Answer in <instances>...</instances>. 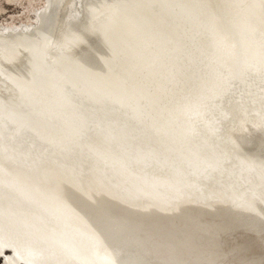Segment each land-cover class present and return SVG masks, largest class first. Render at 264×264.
<instances>
[{"label": "bare ground", "instance_id": "6f19581e", "mask_svg": "<svg viewBox=\"0 0 264 264\" xmlns=\"http://www.w3.org/2000/svg\"><path fill=\"white\" fill-rule=\"evenodd\" d=\"M61 1L49 0L50 9L43 13L39 27L0 33V46L23 45L29 49L27 64L12 69L9 78L13 86L15 83L21 92L28 93V98L40 97L41 102L38 106L34 100L37 109L19 110L0 102V132L6 136L18 137L31 130L54 131L63 136L62 140L77 141L81 153L95 149L96 159L110 167L111 184L128 180L145 185V172L129 164L170 160L177 172L169 184L180 176L183 185L195 190L190 177L219 167L224 155L214 150L204 153L200 147L181 150V138L176 134L166 138L165 124L162 118L156 120L160 115L155 110L194 103L203 96L221 101L233 98L237 113L255 111L264 122V0H87L85 18L67 20L57 47L83 50L78 60L98 44L99 51L85 58L87 65L81 66L62 53L54 63L48 60L49 68L41 71L40 62L47 61V47L55 32L53 29L48 38L47 28L55 27ZM49 10L50 23L46 22ZM199 29L205 30L203 35L196 33ZM30 31L39 34L37 41L28 38ZM38 44L41 49L36 52ZM2 67L0 63V74ZM80 77L90 79L88 84L82 81V88H78ZM146 81L152 84H140ZM186 87L190 89L186 91ZM138 100L146 101L139 105ZM92 122L98 138L86 140L84 127L87 123L94 126ZM181 123L185 132L184 121ZM63 165L69 169L61 172L72 182L71 164L65 161ZM2 210L13 220L33 219L37 226L53 227L62 238L60 248L83 264H114L98 244L75 234L66 235L62 223L31 197L0 186ZM231 216L227 221L237 223L238 213ZM256 225V229H264Z\"/></svg>", "mask_w": 264, "mask_h": 264}, {"label": "rangeland", "instance_id": "374dc122", "mask_svg": "<svg viewBox=\"0 0 264 264\" xmlns=\"http://www.w3.org/2000/svg\"><path fill=\"white\" fill-rule=\"evenodd\" d=\"M86 1L60 2L58 21L46 30V36L51 35L48 38L55 30L47 47V61L40 62L38 70L48 69L49 61L54 63L62 53L74 62L82 55L84 51L78 48L65 51L57 46L67 20L85 18ZM47 9L49 0H0V33L39 27ZM28 33L30 40L39 39L37 32ZM35 46L36 52L41 49L39 44ZM3 48L0 46V102L16 110L36 108L41 104L40 97L28 98V93L21 92L15 83L13 86L9 78L12 69L27 64L29 49L23 45ZM81 78L80 86L82 81L84 85L90 80ZM22 95L27 96L26 100ZM232 99L206 100L200 112L191 115L192 127L185 132L179 112L171 119L169 114L156 117L165 124L166 138H181V150L189 152L200 147L204 153L214 150L224 155L219 167L190 177L195 181V190L183 185L180 176L169 184L177 168L165 159L129 164L145 172V185L128 180L111 184L110 167L96 159L95 149L81 153L73 139L65 141L54 131L34 130L18 137L0 132V186L38 201L62 223L66 235L75 234L98 244L114 264H264V229L255 228L256 224L264 226V122L255 111L237 113L238 104ZM138 103L143 105L144 101ZM92 123L94 126L87 123L84 127L86 140L98 138ZM65 161L71 164L72 182H68V174L61 172L69 169L63 165ZM162 183L169 185L159 186ZM237 213V223L227 221ZM254 217L260 219L255 221ZM34 221L13 220L0 211V230L10 236L18 234L20 239L29 238L25 242L19 239L20 253L0 239V264H83L60 248L62 238L57 230L47 224L37 226Z\"/></svg>", "mask_w": 264, "mask_h": 264}, {"label": "water", "instance_id": "95a60500", "mask_svg": "<svg viewBox=\"0 0 264 264\" xmlns=\"http://www.w3.org/2000/svg\"><path fill=\"white\" fill-rule=\"evenodd\" d=\"M184 29V28H183ZM205 32V30L204 29H199L198 31H196V33L197 34H199L198 32ZM203 32L202 33H200V35H203ZM99 45V44H98ZM98 45H96L95 47H94V49L92 50V48H91V50L90 51H85V52H87L86 53V55H85V57L84 58H82V59H80V60H78V62H75V63H77L78 65H87L86 64V62L84 61L83 62V60L86 58V59H88L89 57H91V55H93L94 53H96V52H98L99 51V46ZM87 61V60H86ZM166 63H168V62H166ZM70 64H74V63H70ZM173 69V68H172ZM171 83V82H170ZM140 84H142L143 86H145V85H147L148 86V84H149V86H150V84H152V83H149V81H146V82H142V83H140ZM151 86H153V85H151ZM154 86H155V84H154ZM190 88H185V90L186 91H188ZM139 97V96H138ZM218 97V96H217ZM207 99H209V98H207L206 96H203V97H201L200 99H198V100H196V102H192L191 101V103L190 104H186V105H183V106H180V107H175V108H172V109H169V110H155V112L158 114V115H161L162 117L164 116V114H165V112L167 113V114H169V118L171 119V118H173L174 117V113L175 112H179L180 113V115H182L181 117H182V120L184 121V124H185V126L184 127H186V129H185V131H189L190 129H191V127H192V123H191V120H190V117H191V115L193 114V113H196V112H200V109H201V107L203 106V103L207 100ZM214 99V98H213ZM217 99V98H216ZM139 101V100H138ZM143 101H146V100H143ZM193 104H195V105H193ZM211 123V122H210ZM213 123L214 122H212L211 123V125H213ZM3 257H4V255H2Z\"/></svg>", "mask_w": 264, "mask_h": 264}, {"label": "flooded vegetation", "instance_id": "af4514ba", "mask_svg": "<svg viewBox=\"0 0 264 264\" xmlns=\"http://www.w3.org/2000/svg\"><path fill=\"white\" fill-rule=\"evenodd\" d=\"M3 232V234H0V239H1V242L7 246H9L10 248H12L13 250H15L17 253H20V250H19V246H18V242L20 243L21 242H25V239H29L27 236L26 238L25 237H22L20 239L21 236H19L18 234L16 235H13L12 233L11 236L6 232V230H1ZM14 238H13V237ZM24 238V239H23ZM20 239V241H19ZM11 241V242H10ZM12 242H14L13 244H11ZM29 262V261H28ZM16 264H18L19 262H14ZM32 263V262H31ZM34 264V263H33Z\"/></svg>", "mask_w": 264, "mask_h": 264}]
</instances>
